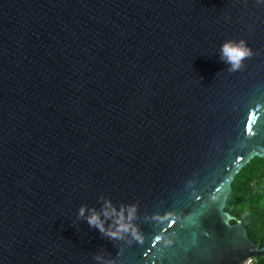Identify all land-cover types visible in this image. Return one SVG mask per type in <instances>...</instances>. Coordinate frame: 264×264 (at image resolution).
Instances as JSON below:
<instances>
[{
    "label": "water",
    "instance_id": "water-1",
    "mask_svg": "<svg viewBox=\"0 0 264 264\" xmlns=\"http://www.w3.org/2000/svg\"><path fill=\"white\" fill-rule=\"evenodd\" d=\"M240 40L253 55L229 72ZM254 157L264 0H0V264L254 259L224 211ZM112 209L120 239L87 222L116 231Z\"/></svg>",
    "mask_w": 264,
    "mask_h": 264
},
{
    "label": "trees",
    "instance_id": "trees-1",
    "mask_svg": "<svg viewBox=\"0 0 264 264\" xmlns=\"http://www.w3.org/2000/svg\"><path fill=\"white\" fill-rule=\"evenodd\" d=\"M224 211L233 216L231 224L240 221L249 240L264 243V157H254L235 176ZM264 264V254L254 258Z\"/></svg>",
    "mask_w": 264,
    "mask_h": 264
},
{
    "label": "clouds",
    "instance_id": "clouds-1",
    "mask_svg": "<svg viewBox=\"0 0 264 264\" xmlns=\"http://www.w3.org/2000/svg\"><path fill=\"white\" fill-rule=\"evenodd\" d=\"M222 55L221 60L226 64L231 65L228 69L229 72H236L242 69L243 61L247 58H250L253 55L252 50L246 45L244 40L236 41H227L222 45L221 49ZM110 206V205H109ZM85 208L81 207L80 216H84ZM135 213V208L128 209L127 219L130 221L133 218ZM105 219H108L110 216H117L115 224L117 225L116 231H106L104 228V222L101 220L100 215L93 211L92 215L87 218V222L90 227L97 228L101 233L110 236L113 239H120L122 232H129L130 224L125 223V217L123 214V209L120 213L117 214L115 209H112V212L109 213L107 210L103 212ZM96 259H100L97 257Z\"/></svg>",
    "mask_w": 264,
    "mask_h": 264
},
{
    "label": "built area",
    "instance_id": "built-area-1",
    "mask_svg": "<svg viewBox=\"0 0 264 264\" xmlns=\"http://www.w3.org/2000/svg\"><path fill=\"white\" fill-rule=\"evenodd\" d=\"M242 264H254V259H248L244 261Z\"/></svg>",
    "mask_w": 264,
    "mask_h": 264
}]
</instances>
